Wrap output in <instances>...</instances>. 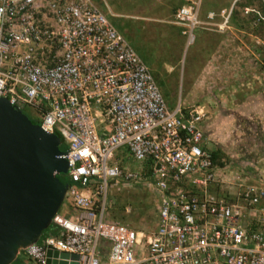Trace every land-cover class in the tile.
<instances>
[{"label": "built area", "instance_id": "built-area-1", "mask_svg": "<svg viewBox=\"0 0 264 264\" xmlns=\"http://www.w3.org/2000/svg\"><path fill=\"white\" fill-rule=\"evenodd\" d=\"M236 1L209 11L207 23L227 29ZM260 3L243 13L264 22ZM201 4L182 0L174 14L186 47ZM0 97L61 138L65 199L76 212L59 210L51 221L59 235L22 249L19 264H47L48 249L76 254L78 264H264V185H245L238 202L213 189L219 165L205 147L203 108L169 110L149 67L94 0H0ZM116 179L152 189L151 233L108 218Z\"/></svg>", "mask_w": 264, "mask_h": 264}, {"label": "rangeland", "instance_id": "rangeland-1", "mask_svg": "<svg viewBox=\"0 0 264 264\" xmlns=\"http://www.w3.org/2000/svg\"><path fill=\"white\" fill-rule=\"evenodd\" d=\"M94 1L149 67L169 110L178 104L184 111L201 107L205 114L203 122L208 127L215 126V129L228 132L230 142L225 151L216 148V144H206L210 151H219L223 163L222 166L219 164L218 182L213 189L217 188L228 200L238 202L241 189L245 185L263 186L264 22L256 21L251 15L243 13V8L238 4L244 0H238L235 8L237 14L227 30H242L249 34H245V44L248 47L247 57H251V62H247L246 67L242 65L246 71L242 77L249 78L242 83L236 81L233 86L196 87L197 96L194 100H187L188 91L194 87L188 85L190 68L194 66L192 73L197 78L202 74L203 67L212 60V53L208 48L203 46L196 50L197 33L198 38L203 33V42L212 40L206 34L220 31L215 25L207 23V13L228 8L234 0H202V24L196 28L195 42L189 47L185 45L180 27L173 22L182 0ZM253 1L254 6L259 8L260 0ZM229 41L234 44L236 40L230 38ZM233 53H224L226 61L223 54L219 56L220 66L217 65L215 69L218 73L232 68L230 66L233 65ZM205 93L217 95L219 98H212L210 102L202 101ZM25 113L36 119L31 109L25 110ZM214 139L210 141H217L218 144L222 141L220 134L218 139ZM62 177L66 178V174ZM106 207L110 220L122 222L145 234L151 233L157 226L153 192L147 183L133 187L119 179L109 180ZM67 208L73 212L65 199L60 211ZM73 214L76 215V212Z\"/></svg>", "mask_w": 264, "mask_h": 264}, {"label": "water", "instance_id": "water-1", "mask_svg": "<svg viewBox=\"0 0 264 264\" xmlns=\"http://www.w3.org/2000/svg\"><path fill=\"white\" fill-rule=\"evenodd\" d=\"M56 133L44 131L21 109L0 97V264L17 261L37 242L60 210L69 183L66 151ZM47 264H78L79 256L47 250ZM59 257L60 261L52 260Z\"/></svg>", "mask_w": 264, "mask_h": 264}, {"label": "crops", "instance_id": "crops-1", "mask_svg": "<svg viewBox=\"0 0 264 264\" xmlns=\"http://www.w3.org/2000/svg\"><path fill=\"white\" fill-rule=\"evenodd\" d=\"M228 28H230V26ZM227 29H225L226 31L224 30V31L215 32V33H207L206 32L207 37H211L213 39L210 41H204V42L201 39L203 33L202 34L200 33L201 35H199V38H198V33H197L196 50L198 47L202 48L203 46L205 48H208L209 51L212 53V55L210 56L212 60L210 62H208V64L203 67L202 74L197 77L198 79L196 78V76H193V73H192L194 66H193V68H190V75L188 76L189 77L188 85L191 84V86H194V87L188 91L187 100L196 99V96H197V94L195 93L196 87L203 86V85L204 86H211V85H213V86L214 85H222V86L223 85H231V86H233L236 83V81H240V83H242V81L244 79L249 78V77H247V78L242 77V75L245 71V67L247 66L246 63L251 62V57H250V59L247 57V51H248L247 48L248 47L245 44V39H247L245 37V34H248V33H244V31H242V30L237 31V30H231V29L227 30ZM230 38L236 40L234 42V44H232V42L229 41ZM215 50H216V52H213ZM231 51L234 52L232 55L233 59H231V61L233 62V65L230 66L232 68H230L228 71H222L221 73H218V71H216L215 69L217 68V65L220 66L219 56H221L223 54V57L225 58V61H226L227 59H226V56L224 55V53L227 54ZM214 63H217V64H214ZM242 65L245 67L242 68ZM225 68L228 69V67H225ZM201 96H202V94H201ZM212 98L217 100L219 98V96L213 95V94L210 95V94L205 93V94H203L202 99L201 98L200 99L202 101H209L210 102V100ZM206 124L207 123L205 121L204 122L202 121V129L204 131V137H205V147L208 148L206 146V144H208V142H209L210 144H216L217 145L216 148L225 151L226 146L230 142V140H228V137H227L229 135L228 132H226L225 130L222 131V130L215 129V126L208 127ZM218 134L221 135L222 141H220L219 144L216 143L217 141L211 142L210 140H213V138L218 139ZM232 136H233V134H232ZM128 162H129L128 165L130 167H137L138 166V164L131 161V159H128ZM216 183H214V186H216ZM132 186L133 187H139L140 184H135ZM67 203H68L69 207H72V205L69 203V201H67ZM72 210H73V212L71 211V209L69 210V208H67L66 210L59 211V215L65 216V217H74L75 215L73 213H75V211H74L73 207H72ZM46 233L47 234H45L44 236L59 235V228L57 227L56 224L50 223V225L48 226V231Z\"/></svg>", "mask_w": 264, "mask_h": 264}, {"label": "trees", "instance_id": "trees-1", "mask_svg": "<svg viewBox=\"0 0 264 264\" xmlns=\"http://www.w3.org/2000/svg\"><path fill=\"white\" fill-rule=\"evenodd\" d=\"M237 2H238V0L236 1V3H235V7H234L233 12H232V14H231L230 23H231L233 17L236 16V14H237V13H236L237 11H236V9H235V8H236V4H237ZM181 4H182V1H181ZM181 4H180V5H181ZM180 5H179V6H180ZM238 5H240L242 8L247 7V6H254V1H253V0H244V1H242V2H239ZM261 6H262V5H261V3H260L259 8H260ZM254 7H256V6H254ZM247 18H248V17H247ZM28 117H29V116H28ZM29 118H30L33 122L38 123L37 119L31 118V117H29ZM60 148H61L62 150L65 149V147H64L63 144H61ZM211 152H212V155H213V158H214V161L216 162V164H220V165L222 166L223 163H222L221 160H220V159H221V155H220L219 151H218V150H212ZM59 178H60V180L63 181V182H67V181H68V179L62 177V175H59ZM47 231H48V227L44 230V232H43L41 238H42L45 234H47V233H46ZM15 264H19V257H18L17 261L15 262Z\"/></svg>", "mask_w": 264, "mask_h": 264}]
</instances>
